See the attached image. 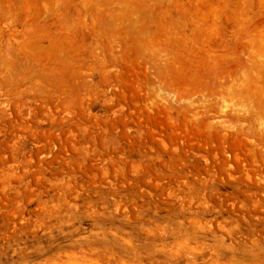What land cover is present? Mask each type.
<instances>
[{
	"label": "rangeland",
	"instance_id": "rangeland-1",
	"mask_svg": "<svg viewBox=\"0 0 264 264\" xmlns=\"http://www.w3.org/2000/svg\"><path fill=\"white\" fill-rule=\"evenodd\" d=\"M0 264H264V0H0Z\"/></svg>",
	"mask_w": 264,
	"mask_h": 264
}]
</instances>
